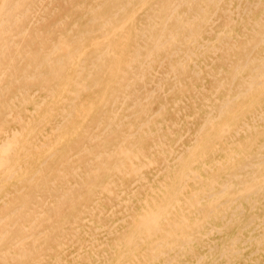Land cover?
<instances>
[{"label": "bare ground", "instance_id": "obj_1", "mask_svg": "<svg viewBox=\"0 0 264 264\" xmlns=\"http://www.w3.org/2000/svg\"><path fill=\"white\" fill-rule=\"evenodd\" d=\"M239 242L264 264V0H0V264Z\"/></svg>", "mask_w": 264, "mask_h": 264}, {"label": "rangeland", "instance_id": "obj_2", "mask_svg": "<svg viewBox=\"0 0 264 264\" xmlns=\"http://www.w3.org/2000/svg\"><path fill=\"white\" fill-rule=\"evenodd\" d=\"M143 244H145V243H143ZM239 245H240V251L241 252H239V253H237V254H235L233 257H231L232 258V260L234 259V260H236V261H238V262H240V264H250V261L249 260H247V259H250V260H253L254 258H255V253L256 252H251V250L253 249V247H254V245H252V244H248L247 242H245L244 244H241V242H239L238 243ZM244 245V246H243ZM71 250V248L70 249H68V251L66 250L65 251V253H68L67 254V258L68 259H70V253H69V251ZM254 253V254H253ZM70 256V257H69ZM260 256L262 257V255L260 254ZM150 257V256H149ZM245 257H247V259H245ZM151 258H154L153 260L151 259ZM151 258H149L151 261H153V262H155V263H157L159 260H160V258L159 257H155V256H151ZM244 258V259H243ZM222 260V262H223V264H233V263H229L228 261H226V260H224L223 258L221 259ZM225 261V262H224Z\"/></svg>", "mask_w": 264, "mask_h": 264}]
</instances>
